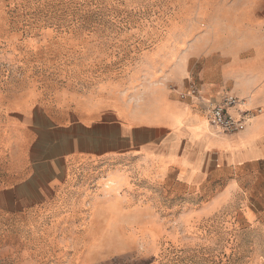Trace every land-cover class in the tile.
Here are the masks:
<instances>
[{
    "label": "rangeland",
    "instance_id": "obj_1",
    "mask_svg": "<svg viewBox=\"0 0 264 264\" xmlns=\"http://www.w3.org/2000/svg\"><path fill=\"white\" fill-rule=\"evenodd\" d=\"M241 19L247 0H0V264H264L263 161L183 131L174 153L67 155L79 121L207 124L200 67Z\"/></svg>",
    "mask_w": 264,
    "mask_h": 264
},
{
    "label": "crops",
    "instance_id": "obj_2",
    "mask_svg": "<svg viewBox=\"0 0 264 264\" xmlns=\"http://www.w3.org/2000/svg\"><path fill=\"white\" fill-rule=\"evenodd\" d=\"M247 14L248 19L239 20L243 34L237 37L236 44L205 52L206 63L201 65L199 72L203 94L218 99L228 91L242 100L234 112L235 115L247 112L246 129L237 134L220 135L203 122L202 113L187 106L177 109L167 123L134 125L128 120L122 122L113 118L94 124L79 121L68 127L73 135L68 138L72 149L67 155L75 150L90 155L111 154L118 149L145 154L153 147L174 153L177 151L174 145L181 138L176 133L183 131L188 134L187 140L202 143L204 154L211 152L233 165L253 160L264 162V0H247ZM84 143L87 147L82 146ZM183 150L180 163L188 172L193 171L201 162L193 161L188 150ZM60 161H48L54 173H59L57 163ZM30 177L33 180L34 174Z\"/></svg>",
    "mask_w": 264,
    "mask_h": 264
},
{
    "label": "built area",
    "instance_id": "obj_3",
    "mask_svg": "<svg viewBox=\"0 0 264 264\" xmlns=\"http://www.w3.org/2000/svg\"><path fill=\"white\" fill-rule=\"evenodd\" d=\"M241 103V99L226 91L218 99L208 98L202 101V107L210 125L225 134H237L248 125L246 111L240 115H235L234 112Z\"/></svg>",
    "mask_w": 264,
    "mask_h": 264
},
{
    "label": "bare ground",
    "instance_id": "obj_4",
    "mask_svg": "<svg viewBox=\"0 0 264 264\" xmlns=\"http://www.w3.org/2000/svg\"><path fill=\"white\" fill-rule=\"evenodd\" d=\"M205 119H206L207 124L210 125V124L208 123V120H207V118H206V115H205ZM210 126H212V125H210Z\"/></svg>",
    "mask_w": 264,
    "mask_h": 264
}]
</instances>
